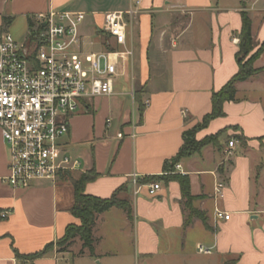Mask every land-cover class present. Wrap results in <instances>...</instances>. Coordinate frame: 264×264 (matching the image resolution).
Returning <instances> with one entry per match:
<instances>
[{
    "label": "crops",
    "instance_id": "1",
    "mask_svg": "<svg viewBox=\"0 0 264 264\" xmlns=\"http://www.w3.org/2000/svg\"><path fill=\"white\" fill-rule=\"evenodd\" d=\"M83 1L0 0V35L27 39L29 19L35 25L36 14L64 8L94 17L102 50L132 51L120 61L114 94L83 100L59 138L62 152L80 161L70 176L95 174L84 192L100 198L116 193L131 211L114 206L97 215L92 253L78 238L58 251L67 226L80 223L71 212V181L58 176L12 188L2 181L9 150L0 134V264H264V49L253 62L260 71L237 82L236 100L225 101L223 115L195 133L197 140L219 133L217 140L181 158L180 168H164L184 133L210 113L213 92L238 70L241 11L251 19L253 52L264 42V0H142L121 46L102 30L104 15L126 10L131 1L108 7ZM124 77L128 88L119 83ZM133 175L141 184L137 193ZM164 175L187 178L190 206L204 214L207 226L196 217L185 224L189 209L176 178L161 177L157 194L147 193L144 180ZM219 179L224 193L215 200ZM216 207L230 218L215 219Z\"/></svg>",
    "mask_w": 264,
    "mask_h": 264
},
{
    "label": "built area",
    "instance_id": "2",
    "mask_svg": "<svg viewBox=\"0 0 264 264\" xmlns=\"http://www.w3.org/2000/svg\"><path fill=\"white\" fill-rule=\"evenodd\" d=\"M130 1L126 10L104 15L102 30L116 45L125 44L128 19L139 11L142 0ZM82 21L81 12L50 9L34 17L33 29L42 26L37 40L30 39V33L23 43L8 32L0 35V134L9 150L8 174L2 181L12 188H28L78 169L80 161L62 152L59 138L68 133L69 118L83 100L114 94L120 61L132 54L114 48L84 52ZM234 144L229 140L228 156ZM132 182L137 193L141 184L135 175ZM143 185L151 196L161 187L156 180ZM224 187L223 180L215 182V200L222 198ZM214 217L228 220L230 214L216 207ZM197 249L209 252L202 245Z\"/></svg>",
    "mask_w": 264,
    "mask_h": 264
},
{
    "label": "trees",
    "instance_id": "3",
    "mask_svg": "<svg viewBox=\"0 0 264 264\" xmlns=\"http://www.w3.org/2000/svg\"><path fill=\"white\" fill-rule=\"evenodd\" d=\"M29 21V38L32 40H37L39 32L42 31V26H38L33 29V22L31 19ZM8 23L9 20L7 19ZM238 50L236 52L238 70L237 72L216 92H213L211 97V111L204 116L200 124L188 130L184 133V142L178 153L164 165L165 170L172 171L173 167L179 160L183 157L189 156L195 152H198L205 145L215 142L219 136V133L215 135H209L201 140L195 139V133L205 127L207 123L215 118L223 115L222 104L225 101H235L236 100V83L244 81L260 71L253 67L254 60L260 55L264 49V42L259 46L256 51L254 50V42L251 33V19L246 11H241V29L238 33ZM113 48H107V50H112ZM58 176H68L74 191V204L71 207V212L75 217L80 220L78 225L71 224L65 229L64 235L57 240L56 244L58 251H66L68 247L72 244L75 238H78L82 242V247L87 248L90 253L93 252V235L92 229L95 224V220L98 214L108 210L111 207L117 206L125 209L128 214H130L131 208L127 201L120 200L117 198L116 193H114L109 198H100L86 194L84 192V186L87 181L94 178L95 174L81 173L77 178H72L68 171L60 173ZM57 176V177H58ZM168 180L170 177L176 178L181 185L182 197L185 199L187 208L189 209V215L185 224L191 222L192 217L199 218L205 226L206 217L200 211L192 208L190 202L194 197L189 192L188 180L182 176H151L144 180L143 183L149 181H155L160 178ZM45 250L38 252L33 255V257L41 255Z\"/></svg>",
    "mask_w": 264,
    "mask_h": 264
},
{
    "label": "rangeland",
    "instance_id": "4",
    "mask_svg": "<svg viewBox=\"0 0 264 264\" xmlns=\"http://www.w3.org/2000/svg\"><path fill=\"white\" fill-rule=\"evenodd\" d=\"M114 0H84L83 2H86L88 4H92L95 6V4H98L97 6L100 7H108L110 6V2H112ZM77 2H79V0H77ZM64 10V8H57V11H62ZM94 17L90 14L87 13L84 15V19L82 21V23L80 24V32L81 34H83V44H82V50L84 52H92V51H100L102 50V47L100 45V40L101 42H103V36L100 37L101 33L100 31H95L94 28V22H93ZM9 24V23H8ZM8 33H10L12 36L13 34L11 32L8 31ZM99 36V37H98ZM14 37V36H13ZM26 38H20V39H16L19 43H23L25 41ZM127 81L129 82V79H125L121 78L119 83H121V86H124L126 88L127 85L125 83H127ZM119 85V84H118ZM117 86V84H116ZM128 99V97H125ZM74 176L76 177L77 174H74ZM73 249L76 250L77 247L73 246Z\"/></svg>",
    "mask_w": 264,
    "mask_h": 264
}]
</instances>
